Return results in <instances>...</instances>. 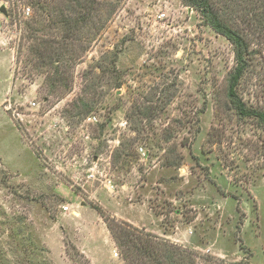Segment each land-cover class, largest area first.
Here are the masks:
<instances>
[{
    "label": "rangeland",
    "instance_id": "rangeland-1",
    "mask_svg": "<svg viewBox=\"0 0 264 264\" xmlns=\"http://www.w3.org/2000/svg\"><path fill=\"white\" fill-rule=\"evenodd\" d=\"M28 44L16 66L0 48V264H124L95 193L109 216L143 232L228 262L245 256L243 243L251 264H264V128L227 105L233 45L196 8L123 0L68 71L69 89L27 76ZM251 50L239 90L264 109V40L252 37ZM81 98L89 114H76ZM90 168L105 170L114 192ZM91 242L95 260L78 245Z\"/></svg>",
    "mask_w": 264,
    "mask_h": 264
},
{
    "label": "trees",
    "instance_id": "trees-1",
    "mask_svg": "<svg viewBox=\"0 0 264 264\" xmlns=\"http://www.w3.org/2000/svg\"><path fill=\"white\" fill-rule=\"evenodd\" d=\"M30 1L34 15L27 25L26 40L29 44L24 61L25 73L31 76L36 70L45 74L51 92L69 89L68 71L106 29L123 0ZM182 1L196 8L203 21L233 45L235 66L228 79L226 103L238 118L256 119L264 128V109L248 105L239 90L243 78L254 67L252 37L260 42L264 40V0ZM117 59V53L114 52L109 64L116 67ZM97 68L102 74L107 71L102 64ZM99 83L94 80L95 85ZM115 87H121V83H116ZM90 90L89 86L85 93H91ZM79 101L83 103L84 110L76 114H89L92 104L83 98ZM95 208L121 249L124 264H251V250L243 243L240 248L245 256L236 262L211 255L201 256L194 250L185 249L170 240L143 232L129 222L111 217L101 206ZM157 211L165 217L170 213L167 209ZM199 258L205 261H199Z\"/></svg>",
    "mask_w": 264,
    "mask_h": 264
},
{
    "label": "built area",
    "instance_id": "built-area-1",
    "mask_svg": "<svg viewBox=\"0 0 264 264\" xmlns=\"http://www.w3.org/2000/svg\"><path fill=\"white\" fill-rule=\"evenodd\" d=\"M33 15L34 8L30 0H0V48L8 49L12 52L15 66L18 64V52L26 40L27 25L33 18ZM161 16L164 17L165 14H162ZM29 104L31 107L36 105L34 101H29ZM8 108L12 109L15 117H21L23 115L18 112V109L12 104H9ZM85 121L92 123L97 122L98 119L89 116ZM98 159H101V157ZM72 161L73 160L70 159L69 163ZM104 171L105 170L98 171L94 168H90L88 176L96 178L97 173L99 172L100 175L104 177L102 180V186L106 187L109 191L114 192L115 186L112 183L109 174ZM73 177L77 181L82 180V175L79 171L76 172ZM70 207L71 205H64L63 209L69 211ZM114 256H119L117 249L114 251Z\"/></svg>",
    "mask_w": 264,
    "mask_h": 264
},
{
    "label": "crops",
    "instance_id": "crops-1",
    "mask_svg": "<svg viewBox=\"0 0 264 264\" xmlns=\"http://www.w3.org/2000/svg\"><path fill=\"white\" fill-rule=\"evenodd\" d=\"M66 196H68V197H71V196H73L72 194H71V192H66ZM94 196L96 197V199L98 200V201H100V206L101 207H105V197H106V195H104V194H97V193H95L94 194ZM84 204V203H83ZM124 220H126V221H128V222H130V223H132V224H137L136 222H133V221H130L129 219H127V218H125ZM94 243L95 242H91V244H78L79 245V247L81 248V250H82V252H83V254H85L86 255V257H88L90 260H95L96 259V256H95V251H94V249H93V247H92V244L94 245ZM91 245V246H90ZM89 246V247H88ZM97 253V255H100L99 254V251L98 252H96Z\"/></svg>",
    "mask_w": 264,
    "mask_h": 264
}]
</instances>
